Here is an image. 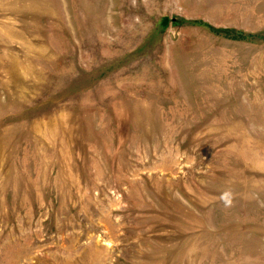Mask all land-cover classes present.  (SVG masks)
<instances>
[{"label": "rangeland", "instance_id": "obj_1", "mask_svg": "<svg viewBox=\"0 0 264 264\" xmlns=\"http://www.w3.org/2000/svg\"><path fill=\"white\" fill-rule=\"evenodd\" d=\"M0 264H264V0H0Z\"/></svg>", "mask_w": 264, "mask_h": 264}]
</instances>
